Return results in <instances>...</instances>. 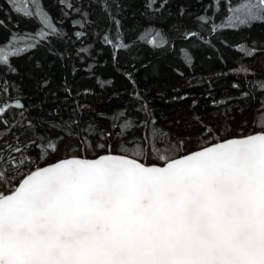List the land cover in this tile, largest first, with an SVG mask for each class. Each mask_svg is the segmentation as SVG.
I'll return each mask as SVG.
<instances>
[{"label": "snow or ice", "instance_id": "6c2138e0", "mask_svg": "<svg viewBox=\"0 0 264 264\" xmlns=\"http://www.w3.org/2000/svg\"><path fill=\"white\" fill-rule=\"evenodd\" d=\"M5 2L12 12L37 24L34 32H12L0 43V67L6 72L21 73L12 60L40 48L63 59L66 53L56 49L53 40L79 41L75 55L81 67L74 66L73 75L82 70L95 79L98 89L107 90L115 81L97 74L99 42L101 49H109L104 63L110 62L130 87L113 92L120 103L107 113L76 99L95 96V89L74 93L65 86V100L71 97L72 103L54 104L44 113L42 133L23 147L6 140L0 145V264H264V68L238 62L231 70L244 77V88L232 84L240 90L238 97L212 99L211 111H198L200 102L193 99L189 119L162 122L148 99L159 65L140 57L142 45H149L162 57L174 56L190 67L191 42L212 43L202 35L205 27L215 37L224 29L264 24V0H211L204 13L194 17L196 30L183 22L192 16L183 6L175 15L167 13L166 27L153 23L165 18L170 0H143L140 15L148 23L139 28L123 24V0H90L87 6L80 0H53L59 7L56 18L45 0ZM93 3L107 18V27L99 31L89 12ZM222 5L227 15L216 23ZM209 8L212 15L207 14ZM131 15L134 19L135 13ZM65 20L73 28L71 36ZM90 35L92 41L86 43ZM186 41L189 47H177ZM221 43L235 47L244 58L264 53L245 44ZM43 70L39 60L25 70L41 91L52 83L37 77ZM257 90L258 105L252 102ZM0 94L7 95L8 89L0 88ZM157 95L168 102L163 93ZM52 98L59 100L55 92ZM230 102H236L235 110ZM11 109L20 110L23 124L3 118ZM24 112L20 99L0 103L5 136L13 127H35ZM224 124L241 132L221 136ZM243 126L254 130L245 134ZM194 137L197 150L183 151ZM13 139L19 145V138ZM113 142L120 151L112 150ZM97 150L103 154L95 158L82 154ZM30 152L35 157L25 155ZM53 154L56 162L48 163ZM152 156L163 164L146 163Z\"/></svg>", "mask_w": 264, "mask_h": 264}, {"label": "trees", "instance_id": "16d2710c", "mask_svg": "<svg viewBox=\"0 0 264 264\" xmlns=\"http://www.w3.org/2000/svg\"><path fill=\"white\" fill-rule=\"evenodd\" d=\"M83 5L87 6L90 0H80ZM123 3L127 5V11L123 14L122 22L125 27H131L135 24L138 28L142 25H147L148 21L140 15L143 10V0H123ZM211 3V0H170L169 5L165 9L164 19L153 20L155 24H164L167 26L166 20H168L167 13L170 11L173 15L177 13V10L183 6L192 13L191 17L182 18L185 24H188L193 30H196L197 26L193 23L195 16L203 14L205 6ZM46 7L49 9L54 18L59 16V7L54 6L53 0H45ZM91 14V19L98 21L97 31L101 28L107 27V18L103 16L100 8L97 4L93 3L89 9ZM132 13H135V18H132ZM208 15L213 14L211 8L208 9ZM227 15L224 10L223 5L221 6V11L216 15V23H220ZM73 19L76 18L74 14ZM149 17V20H152ZM0 20L4 21V26L0 27V43L6 41L12 32H34L37 28V24L32 21L15 14L11 10L9 3L5 0H0ZM170 22V21H169ZM64 27L68 31V35L71 36L73 28L69 26L67 20L64 21ZM91 33V29H89ZM202 35L206 39H211V44H206L203 41H193L190 51L193 56L192 65L186 66L180 59L174 56L162 57L160 53L154 52L149 45H142V51L140 52V57L145 61L151 60L159 65L160 72L158 80H156L152 87L153 91L148 96L151 101V107L154 109L160 120L172 121L174 119L183 117L185 120L190 118L191 108L189 107L193 99L199 100L198 111H211L213 106L210 101L212 99H228L229 97H238L240 90L234 89L232 84L240 83L241 88H244L242 81L243 76H236L231 72L232 69L237 67L238 62H242L249 65L257 70L264 68V53H257L256 56L252 58H244L235 47L225 46L221 43V40L227 41L228 45L235 46L239 44H245L248 47H256L259 49H264V24H254L251 28L241 27L240 29H224L221 30L217 36H210L209 31L205 27ZM92 37L90 35V43ZM56 49L64 51L65 57L59 59L55 56H50L47 52L40 48L31 53L22 55L19 58H14L12 63L21 69V73H11L6 72L3 67H0V88H7L8 94H0V103L8 100L20 99L25 104L24 115L28 119H32L35 125L34 128L28 129L27 127H13L12 133L5 136L4 125L0 124V145H3L5 140L14 146L23 147L28 141L34 138L36 134L43 132V128L40 124L43 123L42 116L44 113L50 110L54 104H59L61 107H66L68 104L72 103V98L69 97L65 100L64 87H70L73 89L74 93L76 91H83L85 88H93L96 91L95 96L86 97H76L81 103L91 105V107L97 111H103L111 113L115 106L120 103V100L112 96L113 92L120 91L123 92L125 88L130 86L127 84L126 80H123L119 74L115 73L111 64L104 63L109 60V49L103 47L99 42L96 43L98 50L102 51L101 55L96 56V59L100 61L101 67L97 69V74L102 76H110L114 79V85L110 86L107 90H100L96 86V81L94 78L89 77L84 71H77L73 75V67L80 68V61L76 58L75 50L81 46L79 41L75 44L72 43H57L55 40L52 42ZM189 47V42H183V44L177 43V47ZM31 57V61L29 60ZM121 62H126L124 54H120ZM39 60L44 66L42 73H37L38 78H48L52 83L44 91L39 90L36 87V80L29 78L30 74L26 73L25 70L32 67L34 62ZM139 67V65H137ZM173 69H178L179 72L183 73V76L177 75ZM140 75H144L141 73ZM251 79V77H249ZM65 80L67 84L65 85ZM139 82V80H138ZM174 89H179V91H174ZM246 90V89H245ZM157 91L163 93L167 98L168 102L160 99L157 95ZM55 92L59 97V100H53L52 93ZM211 92V96L207 94ZM187 95L186 100H173V96ZM257 100L252 101L258 105L259 90L256 91ZM112 96V99L107 97ZM207 97V98H205ZM233 109L235 110L236 102H230ZM43 105V111L41 106ZM243 107V105H240ZM220 111H224V106H220ZM20 110L11 109L4 115V119L12 124L15 120L21 124L24 121L19 116ZM252 127L243 126V131L246 134L249 131H253ZM229 132H235L239 134L241 128H237L235 125H222L221 132L219 135L228 136ZM13 136L19 138V145H17L16 140ZM199 145L195 142V137L193 142L189 143L183 151H190L198 148ZM112 150L114 152L120 151L121 147L118 143H112ZM103 153L102 150H97L96 152L82 153L87 156H94ZM31 154L35 157L34 152L25 153V155ZM18 158H23L21 154H16ZM56 160L55 155L53 158L47 162ZM146 162L149 163H161L155 156L149 158ZM45 161H41L44 164Z\"/></svg>", "mask_w": 264, "mask_h": 264}, {"label": "water", "instance_id": "95a60500", "mask_svg": "<svg viewBox=\"0 0 264 264\" xmlns=\"http://www.w3.org/2000/svg\"><path fill=\"white\" fill-rule=\"evenodd\" d=\"M194 150H197V148L196 149H193V150H190V151H194ZM100 154H103V153H100ZM99 155V154H98ZM95 156H97V155H94V156H88V158H95ZM54 162H56V160H54V161H51V162H48V163H54ZM146 163H149V162H146ZM149 164H151V163H149ZM159 164H163V162H161V163H159ZM41 167H43V166H45V163L44 164H41L40 165Z\"/></svg>", "mask_w": 264, "mask_h": 264}]
</instances>
